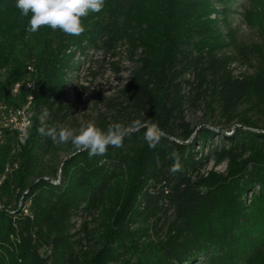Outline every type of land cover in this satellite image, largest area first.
<instances>
[{
	"label": "trees",
	"instance_id": "1",
	"mask_svg": "<svg viewBox=\"0 0 264 264\" xmlns=\"http://www.w3.org/2000/svg\"><path fill=\"white\" fill-rule=\"evenodd\" d=\"M237 2L105 0L74 36L29 34L30 16L0 0V120L28 105L33 113L24 144L5 131L0 145V264H264V52L256 73L233 75ZM243 16L264 38V0H250ZM121 43L131 76L105 101L111 121L97 126L150 119L167 138L150 148L141 129L91 158L54 145L38 130L67 117L77 55ZM199 110L205 126L232 132L208 152L216 132L188 120ZM211 161L226 170H208ZM83 214L96 227L85 223L76 239Z\"/></svg>",
	"mask_w": 264,
	"mask_h": 264
},
{
	"label": "rangeland",
	"instance_id": "2",
	"mask_svg": "<svg viewBox=\"0 0 264 264\" xmlns=\"http://www.w3.org/2000/svg\"><path fill=\"white\" fill-rule=\"evenodd\" d=\"M249 3L250 0H238L235 11L229 16L235 41L227 49V54L234 58L232 70L235 77L256 73L260 68V53L264 52V38L244 21L243 13ZM129 56L126 43H121L113 53L106 54L104 51L91 49L84 55H77L75 61L79 63L80 68L78 72L69 75L67 117L61 125L78 129L89 121L94 122L96 126L102 119L111 121L113 112L106 108L105 101L115 96L119 89L128 84L133 67ZM187 115L188 120L192 125L198 126V129L205 126L206 118L201 110L189 111ZM46 120L47 117L43 121ZM212 125L211 122L205 127L214 130L217 136L207 146V152L221 144L218 136H228L232 133L224 132L220 126ZM61 158L65 159L66 154H62ZM226 167V164L215 166L214 161H211L208 170L214 168L218 172H224ZM75 223L76 232H79L76 239L85 237L84 233L80 232L85 223H88L86 226L89 229L96 227L92 217L86 214L77 218ZM84 244L87 246L84 250L90 251L95 247L93 240Z\"/></svg>",
	"mask_w": 264,
	"mask_h": 264
},
{
	"label": "clouds",
	"instance_id": "3",
	"mask_svg": "<svg viewBox=\"0 0 264 264\" xmlns=\"http://www.w3.org/2000/svg\"><path fill=\"white\" fill-rule=\"evenodd\" d=\"M15 7L22 16H30L26 29L29 34L49 27L53 31L79 36L86 30L83 18L90 13H100L105 7V0H15ZM141 129H144L143 139L150 148L154 149L162 139L167 138V133L159 124L150 119H135L127 125L114 122L106 130L89 121L78 129L57 124L41 127L38 131L50 138L54 145L71 143L76 153L87 151L91 158L105 155L109 146L122 147L125 137ZM171 156L175 162L170 171H181L178 153L173 152Z\"/></svg>",
	"mask_w": 264,
	"mask_h": 264
},
{
	"label": "built area",
	"instance_id": "4",
	"mask_svg": "<svg viewBox=\"0 0 264 264\" xmlns=\"http://www.w3.org/2000/svg\"><path fill=\"white\" fill-rule=\"evenodd\" d=\"M19 88L20 85H17L14 92H17ZM32 117L33 113L30 105L23 108L12 109L8 114L3 115L0 120V145L5 141V131L16 133L19 144H24L32 124ZM9 171L10 167H7L6 172ZM1 182L2 180L0 179V184Z\"/></svg>",
	"mask_w": 264,
	"mask_h": 264
},
{
	"label": "water",
	"instance_id": "5",
	"mask_svg": "<svg viewBox=\"0 0 264 264\" xmlns=\"http://www.w3.org/2000/svg\"><path fill=\"white\" fill-rule=\"evenodd\" d=\"M67 159H64L63 163L66 161ZM60 173H61V170H60Z\"/></svg>",
	"mask_w": 264,
	"mask_h": 264
}]
</instances>
